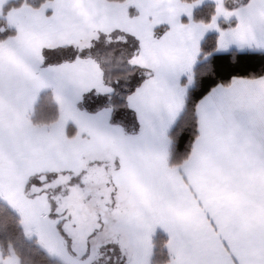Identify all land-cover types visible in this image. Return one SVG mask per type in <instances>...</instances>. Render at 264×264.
<instances>
[{"label":"snow or ice","instance_id":"6c2138e0","mask_svg":"<svg viewBox=\"0 0 264 264\" xmlns=\"http://www.w3.org/2000/svg\"><path fill=\"white\" fill-rule=\"evenodd\" d=\"M0 264H264V0H0Z\"/></svg>","mask_w":264,"mask_h":264}]
</instances>
